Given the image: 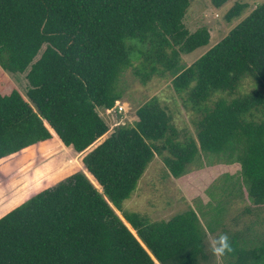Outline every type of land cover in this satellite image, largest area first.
Segmentation results:
<instances>
[{
	"label": "trees",
	"instance_id": "16d2710c",
	"mask_svg": "<svg viewBox=\"0 0 264 264\" xmlns=\"http://www.w3.org/2000/svg\"><path fill=\"white\" fill-rule=\"evenodd\" d=\"M226 1L211 4L219 8ZM189 5L0 0V68L10 74L29 68L25 94L12 89L0 95V190L55 142L80 154L102 139L81 159L82 170L0 215V264L206 262V239L224 208L213 207L204 225L193 209L167 221L123 209L155 155L175 179L204 156L236 164L247 198L264 205V3L183 67L181 56L210 40L205 27L193 33L185 27ZM245 8L236 3L224 19ZM130 43L144 48L133 69L141 82L168 73L174 92L198 114L195 137L181 138L155 97L137 108L132 124L106 136L108 126L97 110H111L122 98L120 77L133 68ZM245 79L256 88L239 94ZM216 94L227 97L211 102ZM227 234L233 251L221 257L223 264H264V234L248 242L239 233Z\"/></svg>",
	"mask_w": 264,
	"mask_h": 264
},
{
	"label": "rangeland",
	"instance_id": "374dc122",
	"mask_svg": "<svg viewBox=\"0 0 264 264\" xmlns=\"http://www.w3.org/2000/svg\"><path fill=\"white\" fill-rule=\"evenodd\" d=\"M236 3L244 4L246 8L238 17L227 22L224 17ZM263 3L264 0H227L224 5L215 8L211 0H190L183 20L184 25L190 33L205 27L209 31L210 40L206 46L182 55L181 65L188 67L194 63L245 19L256 6ZM132 47L134 49V54L131 55L133 68L124 72L118 83L122 96L118 104L123 107V111L114 109L107 113V110H97L98 115L108 126L106 136L118 125L132 124L135 121L137 108L155 97L171 116L172 123L181 133V138L185 135L195 137L198 114L186 107L182 97L174 92L171 86L172 77L168 73L162 77L155 76L145 83L141 82L133 69L139 66V60L135 56L144 48L136 43H133ZM44 48L45 46L42 47L38 57L34 58L35 60L39 58ZM28 69L21 74H10L0 68V95H8L12 89L25 94L28 89L26 80ZM255 88L253 83L245 79L238 93H249ZM221 97L227 96L216 94L211 102ZM100 140L80 154L63 147L59 142L39 151V154H36L37 159L26 168L18 170L15 173V181L0 190V215L45 185L50 183L49 186H54L76 169L82 170L81 159ZM213 207H216L215 212L224 208L223 217L215 234L207 236L209 259L201 264H223L221 258L217 260L211 253V243L218 235L225 231L240 232L245 235L246 229L256 234H264V205L255 206L247 198L236 164L227 165L218 161L216 157L204 156L197 164L189 166L185 175L175 179L169 174L161 157L155 155L139 180L136 190L130 199L123 203L125 211L138 213L151 221H167L177 214L193 209L203 225L210 218ZM117 214L120 216L119 212Z\"/></svg>",
	"mask_w": 264,
	"mask_h": 264
},
{
	"label": "clouds",
	"instance_id": "9594fccd",
	"mask_svg": "<svg viewBox=\"0 0 264 264\" xmlns=\"http://www.w3.org/2000/svg\"><path fill=\"white\" fill-rule=\"evenodd\" d=\"M232 251L231 238L227 233L220 234L211 243V253L217 258V260Z\"/></svg>",
	"mask_w": 264,
	"mask_h": 264
},
{
	"label": "crops",
	"instance_id": "0c3cea01",
	"mask_svg": "<svg viewBox=\"0 0 264 264\" xmlns=\"http://www.w3.org/2000/svg\"><path fill=\"white\" fill-rule=\"evenodd\" d=\"M217 228V227H216ZM246 232H247V234H245V235H242L240 232H233V233H230V234H235V233H239L240 234V236H241V238H243L244 240H247V242L248 241H253V240H255V237H256V233L255 232H253V231H251L250 229H246L245 230ZM253 232V233H252ZM255 233V234H254ZM215 234V233H214ZM213 234V235H214ZM251 234H253V235H251Z\"/></svg>",
	"mask_w": 264,
	"mask_h": 264
},
{
	"label": "built area",
	"instance_id": "2783aa9c",
	"mask_svg": "<svg viewBox=\"0 0 264 264\" xmlns=\"http://www.w3.org/2000/svg\"><path fill=\"white\" fill-rule=\"evenodd\" d=\"M114 109H115V110L117 109L119 112L123 111V107L120 106V105L118 104V102H117L113 109H111V110H107V113H110L111 111H114Z\"/></svg>",
	"mask_w": 264,
	"mask_h": 264
}]
</instances>
